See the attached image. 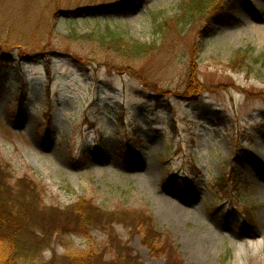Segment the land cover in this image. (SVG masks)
<instances>
[{"label": "rangeland", "instance_id": "374dc122", "mask_svg": "<svg viewBox=\"0 0 264 264\" xmlns=\"http://www.w3.org/2000/svg\"><path fill=\"white\" fill-rule=\"evenodd\" d=\"M119 1L0 0L7 48L52 51L0 62V168L15 189L30 181L48 210L24 209L27 250L36 237L49 245L18 264H118L122 245L139 264H167L131 226L136 214L151 218L183 264H264V163L255 160L264 162V70L255 62L264 55L255 28L264 27V0H226L225 22L201 5L184 14L191 0L106 9ZM106 28L150 50L122 56L99 42ZM240 51L248 64L234 71ZM80 199L115 215L110 225L76 220ZM11 253L1 242L0 254Z\"/></svg>", "mask_w": 264, "mask_h": 264}, {"label": "trees", "instance_id": "16d2710c", "mask_svg": "<svg viewBox=\"0 0 264 264\" xmlns=\"http://www.w3.org/2000/svg\"><path fill=\"white\" fill-rule=\"evenodd\" d=\"M200 1L191 0L190 3L186 2L184 4V9H185L184 14L188 16L191 15L192 17L193 12L192 11L189 12V10L192 8H197L199 5H201L202 7L201 14L204 13L205 10L211 9V11H209L210 13L209 15L212 16V14H214L212 17L218 22H225L226 17L227 16L231 17L233 14L232 8H228V9L222 8V5L226 0H200ZM214 3H216L215 8H211V5ZM135 5L136 3L133 2L132 0H121L113 5H109V7H106V9L108 8L111 11L121 12V11H127L133 9ZM220 8L222 12H220V14H216V12L218 13V10ZM98 10L99 9H97V11ZM98 39L101 44L115 49L116 51L122 53V56L125 57H130V58L140 57L150 50V46L144 45L140 41L135 39H128L124 31L120 28H106L105 32ZM7 46H8L7 43H2L0 41L1 63L10 62L13 59H16L15 57L24 58V56L31 59L39 60L41 58L49 57L50 53L52 52V51H48V49H46L45 47H34L33 50H29V48H25V47L7 48ZM245 59L249 60V58H247V52L245 51L238 52L236 57L231 61L232 63L231 66L233 70L234 71L235 69L242 70L243 67H246L248 62H246ZM255 62L257 64H260L261 70H264V55L257 57L255 59ZM47 73L48 76L51 77V72L49 69H47ZM190 79L192 80V84H193L192 87H194V91L197 90L199 92L202 88L199 80H196L197 79L196 76H192ZM194 79L196 81H194ZM194 91L189 98L191 100L196 99L198 97L197 95H199L198 92L197 93L195 92L196 95H194ZM25 95L26 94H24V96ZM255 160H256V166L260 169L263 166L264 162L258 157H255ZM232 168L234 170L237 169L235 166H233ZM238 174L240 175V173ZM11 177L12 176H10L8 173H6L3 169L0 168V244L1 242H7L8 244L10 243L11 252H12L6 258L0 254V262L2 264H18V262H20L19 260L21 261L26 260L33 262L32 258L30 260V255H35L36 253H38L37 256L40 255L44 247L49 244H47L48 242L44 240V238L38 240L40 238L36 237L33 248L31 250H27V248L30 247L28 245L30 243L22 240L21 236L25 226L29 222L28 221L29 218L24 220L22 219L21 216L24 213V209L33 208L34 212L38 215H43L41 214V212L45 213L44 215H46L47 209H45L42 206L41 204L42 200L40 198V195L36 191L34 185L30 183V181H28L27 179L19 180L17 182L18 189H15L13 186L9 185L8 179H10ZM239 181L242 180L238 178V182ZM32 202H35V204H33ZM71 208L73 209V212L70 211L69 212L72 215H74L76 220L81 221L83 219L85 220L86 223H90L94 226H101V227L102 226L105 227L106 225L109 226L110 223L112 222L111 218L115 217V215L113 214H107L103 211L98 210L97 208H95V206L91 205L90 203H86L84 199H80L78 202L72 205ZM55 211L57 213H61L58 212L57 209ZM63 213L64 211L62 212V214ZM130 214L132 215V213ZM250 214L251 213L249 210H245L244 219L246 223L244 225L247 227L248 226L252 227V225L250 224L251 223ZM138 221L140 224L138 223ZM117 222L121 223L119 220ZM132 222L134 224L136 223L135 224L136 226L132 225L133 224ZM16 224H18L19 227L16 226ZM130 224L131 226H133V228L136 227L134 230H140V228H142L145 231L146 236L144 238V243L146 244V246L149 248V250L153 255L160 256L161 252H163L166 255L167 264H183L179 258L177 251L174 249L172 243H170L169 240L162 241V237L160 238V235L157 234L153 222L149 216H146L144 214L142 216L141 214L140 215L136 214L134 219H131ZM32 225L33 224H31V226ZM115 233L116 232L112 230V238L118 239ZM118 244L119 246H121V242H119ZM121 248H122L121 250L120 248H116L118 254L120 255L116 259V262H120L118 264H139L136 258L128 254L127 255L123 254L126 253L127 248H125L123 245L121 246ZM158 249H160L161 252H158ZM123 256H125V260L121 261ZM75 262H78L80 264L83 263L85 264V262L79 258L76 259Z\"/></svg>", "mask_w": 264, "mask_h": 264}, {"label": "bare ground", "instance_id": "6f19581e", "mask_svg": "<svg viewBox=\"0 0 264 264\" xmlns=\"http://www.w3.org/2000/svg\"><path fill=\"white\" fill-rule=\"evenodd\" d=\"M259 32H260V34H261V36L263 37V39H264V27H255ZM144 169L145 170H143L144 171V175L145 176H151L152 177V172H151V170L147 167V166H145L144 167ZM172 206V205H171ZM173 208V209H172ZM172 211H174L178 216H182L183 214V211H182V207H181V205L179 204V203H174L173 204V206H172ZM256 247V246H255ZM242 251H246L247 250V247H242V249H241Z\"/></svg>", "mask_w": 264, "mask_h": 264}]
</instances>
